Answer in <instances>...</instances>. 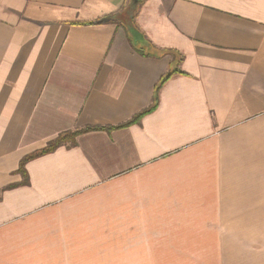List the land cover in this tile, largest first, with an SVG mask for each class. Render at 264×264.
<instances>
[{"label":"crops","instance_id":"crops-1","mask_svg":"<svg viewBox=\"0 0 264 264\" xmlns=\"http://www.w3.org/2000/svg\"><path fill=\"white\" fill-rule=\"evenodd\" d=\"M128 2L0 0V264H264V0Z\"/></svg>","mask_w":264,"mask_h":264},{"label":"trees","instance_id":"trees-1","mask_svg":"<svg viewBox=\"0 0 264 264\" xmlns=\"http://www.w3.org/2000/svg\"><path fill=\"white\" fill-rule=\"evenodd\" d=\"M135 32H136L135 28H134V30L130 31L131 35H128V40H129L132 48L134 49V51L137 52L138 54H140L142 56L161 57L164 54L170 53L176 58V60H179L178 54L172 50H159L155 46H153L148 40L142 39V41H140V40L134 39L135 38L134 34H136ZM178 72H182V71H180L179 69H177L175 67L169 68V70L159 79V81L155 85L151 104L147 108L141 110L140 112H138L137 114L132 116L125 123L119 124L116 126H86V127L75 129V130H67V131L59 133L55 138L50 140L44 147L25 155L20 160L19 166L17 168V173H19L21 175L22 180L16 184H12V185H9L7 187H13L15 185L27 184L28 183V175H27V172L25 169V164L27 163V161L34 159V158H37L39 156L45 155L47 153L53 152L55 149H57L58 147H60L62 145H67V146L74 145L75 144V138L79 134H82V133H85V132H88L91 130H98V129L111 130L114 128L125 127L131 123L138 122L144 114L150 112L151 110H153L156 107V105H157V91L160 88V86L169 77H171L174 73H178Z\"/></svg>","mask_w":264,"mask_h":264},{"label":"water","instance_id":"water-1","mask_svg":"<svg viewBox=\"0 0 264 264\" xmlns=\"http://www.w3.org/2000/svg\"><path fill=\"white\" fill-rule=\"evenodd\" d=\"M140 0H129L128 4L126 5L125 9L122 12V15L125 16L126 19H129L132 17L134 10L137 7V4L139 3ZM130 24V23H129ZM129 31L134 30L133 25H128Z\"/></svg>","mask_w":264,"mask_h":264}]
</instances>
